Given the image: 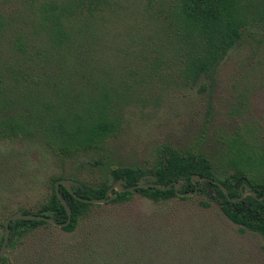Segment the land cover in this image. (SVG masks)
<instances>
[{
    "label": "trees",
    "instance_id": "obj_1",
    "mask_svg": "<svg viewBox=\"0 0 264 264\" xmlns=\"http://www.w3.org/2000/svg\"><path fill=\"white\" fill-rule=\"evenodd\" d=\"M136 1L135 13L129 12L130 0L1 1L11 10L0 11V138L37 139L55 155L69 158L103 151L120 132L125 108L147 99L143 89L171 83L194 87L212 75L244 32L264 29V0ZM116 25L128 31L112 35ZM124 53L134 57L131 64L110 62V57L120 59ZM138 63L140 69L134 67ZM204 88L202 83L197 89ZM222 154L213 162L200 150L169 147L149 167L122 166L110 172L126 186L145 174L156 176L162 186L183 179L177 190L138 188L137 193L154 202L189 198L179 193L204 194L206 201L200 205L216 202L240 233L250 231L264 240V155L244 147L239 138ZM192 174L219 182L227 194L206 181L208 194L200 182L191 181ZM62 177L50 179L49 194L36 209L23 211L64 222L67 214L54 188ZM244 182L256 196L240 198ZM81 183L83 189L74 192L59 186L71 208L70 222L60 228L64 231H73L100 205L82 202L74 194L99 198L110 186L105 180ZM112 192L116 196L111 203L134 196ZM40 227L55 226L42 220L11 221L10 245ZM5 261L2 256L0 263Z\"/></svg>",
    "mask_w": 264,
    "mask_h": 264
},
{
    "label": "rangeland",
    "instance_id": "obj_2",
    "mask_svg": "<svg viewBox=\"0 0 264 264\" xmlns=\"http://www.w3.org/2000/svg\"><path fill=\"white\" fill-rule=\"evenodd\" d=\"M1 1L0 11H10ZM136 2L130 0V13ZM121 31L128 28L116 25L112 35ZM121 58L109 60L119 66L134 59ZM142 91L147 99L125 108L120 132L103 151L69 158L37 139L0 138V223L16 210L36 209L53 177L111 185V168L149 167L163 148H194L214 162L239 138L264 155V29L244 32L194 87L171 83ZM200 201L204 194L154 202L135 193L126 202L100 204L71 232L40 227L26 233L0 264H264L260 235L240 233L216 202L204 207Z\"/></svg>",
    "mask_w": 264,
    "mask_h": 264
},
{
    "label": "water",
    "instance_id": "obj_3",
    "mask_svg": "<svg viewBox=\"0 0 264 264\" xmlns=\"http://www.w3.org/2000/svg\"><path fill=\"white\" fill-rule=\"evenodd\" d=\"M191 181L194 184H196V182H200V184L208 190V194L211 193V189H210V186L208 184H206V181L215 182L216 184L220 185V183L217 181H213L207 177L199 176L197 174L191 175ZM183 182H184V180L180 179L176 182L169 183L165 186H162L161 184L156 182V176L146 174V175H143L142 177H140L137 183L130 185V186H126L125 181H123L121 179L113 182L107 188L106 195L103 197L86 198V197L76 196L75 194H74V196L82 202L91 203V204H105L106 202L111 201L116 196V193L112 192L113 190H115L117 192L129 191L131 193H137L138 188H158L161 190H167V189H170L172 186L174 187L175 190H177L178 188L181 187V184ZM60 185L65 187L68 191L74 192V190L77 187H80L81 189H83V184L81 182L75 180V179L68 178V177L58 178L54 183L55 193H56L59 201L63 205V207L66 211V214H67L66 220L64 222H57L51 216L24 212L23 210H16V211L10 213L5 218L4 223H3L4 233H3L2 243L0 245V258L2 256L6 255L8 249H9V246H10V243H9V234H10L9 224L11 221L18 220V219L42 220V221H45L47 223L54 225L57 228H62L70 222V220H71V208L67 204L66 200L60 194V191H59ZM221 188L224 190L225 194H227L226 189L222 186H221ZM179 194L189 196V195L194 194V192L193 193L192 192H186V193H179ZM245 195L256 196V192L254 190H252L251 187L246 182L243 183V190L241 192L240 198H243ZM263 197H264V192H263ZM236 199H238V198H233L232 200H236Z\"/></svg>",
    "mask_w": 264,
    "mask_h": 264
},
{
    "label": "flooded vegetation",
    "instance_id": "obj_4",
    "mask_svg": "<svg viewBox=\"0 0 264 264\" xmlns=\"http://www.w3.org/2000/svg\"><path fill=\"white\" fill-rule=\"evenodd\" d=\"M146 175V174H145ZM135 194V193H134Z\"/></svg>",
    "mask_w": 264,
    "mask_h": 264
}]
</instances>
